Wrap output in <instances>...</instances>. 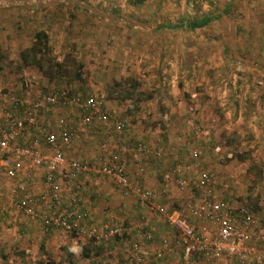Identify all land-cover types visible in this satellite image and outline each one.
<instances>
[{"label": "rangeland", "instance_id": "1", "mask_svg": "<svg viewBox=\"0 0 264 264\" xmlns=\"http://www.w3.org/2000/svg\"><path fill=\"white\" fill-rule=\"evenodd\" d=\"M83 1L85 6L52 5L37 12L18 7L0 10V87L7 91L31 77L39 82L35 88L42 94L64 91L73 96H100L112 119L128 118V145L143 141L160 145L165 152L161 159L164 165L174 157L172 148L185 146L184 160L189 151L198 148L199 163L215 175L212 192L218 198L225 194L233 202L253 207L260 195L264 196V0ZM208 15L212 20L204 27H189L190 21ZM39 31L49 39L40 61L42 70L23 71L18 67L19 54L31 46ZM56 62L62 63L60 80L55 75ZM21 72L25 76L20 77ZM47 85L50 90H41ZM126 91L134 96L132 103L120 100ZM190 108L195 110L193 115L189 114ZM210 120L214 121L211 136L196 131ZM108 124H94L86 129V137L73 145L75 154L82 152L80 160L92 162L102 156L97 155L98 149L101 154L105 149H119L116 145L124 143L125 135L114 133ZM161 134L168 135L170 145ZM94 135H102V141L91 139ZM226 168L238 180L225 192L221 179ZM82 179L89 181L99 200L103 195L101 186L107 181L92 176ZM111 196L119 201L117 205L112 204ZM100 199L101 211L106 215L102 224L125 225L133 218L127 226L143 220L154 224L144 211L137 212L145 208L139 200L127 199L126 203L116 191ZM160 201L167 209L186 213L187 203L199 206L202 197L188 190ZM120 208L123 215L117 217L115 209ZM131 211L137 212L136 216L127 217L125 214ZM1 214L0 264L125 261V240L102 243L97 256L98 247L92 246L88 258H83L82 246L87 241L64 234L46 251V246L39 248L42 237L23 232L29 217L11 222L3 221ZM138 216L144 219L138 220ZM258 216L260 226L256 232H262L264 214L259 212ZM39 223L34 222V226L40 229ZM35 245L40 250L33 257L30 250Z\"/></svg>", "mask_w": 264, "mask_h": 264}, {"label": "built area", "instance_id": "2", "mask_svg": "<svg viewBox=\"0 0 264 264\" xmlns=\"http://www.w3.org/2000/svg\"><path fill=\"white\" fill-rule=\"evenodd\" d=\"M54 107L77 110L82 114L80 122L74 124L68 118H60L54 125L60 133L48 131V128L41 126V120ZM194 112L193 108L189 109L190 115ZM93 122L112 123L116 134H123L129 128L127 119H112L105 109L103 98L97 95L73 96L63 91L32 99L0 93V174L10 181V206H0V212L7 213L11 222H16L23 214L37 220L44 228L54 227L76 239L93 240L99 244L122 235L126 231L122 225L96 222L81 207L82 198L77 187L81 178L103 177L124 197L133 196L141 202L149 201L152 194L142 187L139 179L130 177L127 160L121 154L108 157L105 149V154L92 162L67 159L64 149L74 143L78 134H85L86 127ZM32 129L38 131V138L33 145H23L21 141L24 135ZM213 129L214 121L210 120L206 127L200 125L196 131L211 136ZM38 144L51 151H41ZM121 150L122 154H142L157 160L165 155L163 150L153 149L142 142ZM189 156L198 161V149H192ZM196 168L199 165L183 164L176 165L173 171L165 172L162 190L167 191L171 181L176 182L180 191L205 189L207 194L203 202L199 206L188 205L187 209L191 216L210 224V234H207L206 228L197 230L179 211L171 213L163 206H151L177 233L175 247L184 250L180 264H216L222 260L236 261L238 264H264V230L256 232L253 212L244 205H230L211 192L209 188L215 176L211 171L202 172L200 179L178 177L182 171L191 173ZM34 170L42 172L43 184L39 194H34L33 190L37 180ZM143 174L144 167H141L138 175ZM61 183L66 185L67 194L61 191ZM3 196L4 193L0 191V199ZM147 226L148 222L143 220L138 223L137 229ZM142 237L145 241L150 239L147 233L142 234ZM173 249L168 245L164 248L169 253ZM128 264H153V261L146 260L140 243L134 242L130 247Z\"/></svg>", "mask_w": 264, "mask_h": 264}, {"label": "crops", "instance_id": "3", "mask_svg": "<svg viewBox=\"0 0 264 264\" xmlns=\"http://www.w3.org/2000/svg\"><path fill=\"white\" fill-rule=\"evenodd\" d=\"M18 67L20 69H22L23 71L27 68H30V69L36 68L37 70H42L41 63H40V66L38 68L37 67H30V66H26V67L23 66L21 63L20 54H19V66ZM30 69H29V71H31ZM22 76H25V73L21 72L20 77H22ZM27 76H29V75H27ZM31 82H32V84H31ZM38 84H39V82L35 83L33 78L27 77V78H25V80L21 81V83L17 82V84H16L17 87L16 86L15 87H8L7 91L4 90L5 88L0 87V93H2L3 95H6V94H10V92L13 90L12 93H14V94H12V93L11 94L14 96H17V97H27L28 96V98H32V99L36 98L37 96L52 94L49 92L46 94L40 93L39 92L40 90L35 88V85H38ZM56 87H57V85L52 87V88H56ZM31 88L34 89L35 92L34 91H28ZM50 89H51L50 86L47 85L45 87V89H41V90L47 91ZM42 92H45V91H42ZM81 117H82V114L80 112H78L77 110L74 111V110L69 109L67 107H60V108L54 107V108H50L46 112L45 118L43 117L41 120V126L48 128L47 130L48 131L50 130V132L52 131L55 134H59L60 132L54 126L57 120H59L60 118H68V119H70V121H73V123L76 124V123L80 122ZM94 124L107 125L108 123H95V122H93L91 125L87 126L86 129L87 130L91 129V127ZM108 125H110L112 128V123H109ZM86 134H87L86 132L83 135L78 134V138L74 141V143L69 148L64 149V152H65L67 159L75 160V158H78V160H80L79 158L81 157L82 152H79L78 154L76 153L77 154L76 155L74 153V151H72V148H73V145L75 143H77L82 138H85ZM162 137H164V136H162ZM36 138H38V131H35L34 129H32L29 133L24 135L21 142L23 145H33L34 140ZM92 138H94V140H101L102 141V135H94L91 137V139ZM129 139H130V135L128 134L125 136L124 141H123L124 142L123 144H125V142H127V145H125V146H123V144L122 145H116L117 148H119V149H116V150L113 149V151L107 150L106 155H109L108 157H110L111 155H119V154L123 155L125 157V159L127 160V170H128L130 177H132L133 179H135V178L139 179L142 187H144L148 191L152 192L153 196H155L156 201L159 203L161 202L160 200H166V199H168V197L172 196L174 193H178V191H180L175 181L170 182L169 188L167 189L166 193L163 194V190H162V181H163L162 176H163V174L165 172L173 171V169H175L176 165L192 164V163L199 165V168H196V169H194V171L191 172L192 177L190 176V172H188V171H182L181 173L178 174V177L200 179L202 172L211 171V169L207 168L206 166H204V165L202 166V164H200L199 161L192 160L190 158V156L184 160L185 154L183 155V153H185V152H184V149L182 148L184 146L172 148L171 155L174 154V157H172V160L168 159L167 164H165V165L163 164V162H165V161L161 160L163 157L161 159L157 160L154 157H150V156L142 155V154H139L137 156L131 155V154H122L121 149H124L125 147L128 146V144H129L128 142H130ZM135 143H137V142H135ZM100 144H102V142H100ZM144 144L150 146L151 148L160 146V145H156V144L155 145H153V144L149 145V142H148V144L144 142ZM167 144H169V143H167ZM179 145H181V144H179ZM37 146L41 149V151H43L45 153H48L51 151V150L43 147L41 144H38ZM105 146H106V144H105ZM167 148L169 149V147H167ZM163 151H164V149H163ZM104 154H105V152H103V151L100 154L99 149H98L97 155L103 156ZM164 154H165V152H164ZM182 160H184L185 162H183ZM180 161L182 163H179ZM160 163H162V165ZM170 165L171 166L174 165V166L170 170L165 171V169H168V167ZM141 167H144V174L142 176L141 175L139 176L138 172L140 171ZM226 169L227 170L224 172L222 179H221V184L224 185L225 192L227 191V188L230 189V187H233L235 185V182H237V180H238V179H236L237 176L235 175V173H232L231 170H229L228 168H226ZM33 173H34V176L37 178L36 183L34 185V189H33L34 194H39L41 191L42 184H43L42 172L39 170H34ZM86 180L87 179L81 178V180L79 181V183L77 185V187L79 188V192L82 193V196H83L82 197L83 201L81 202L83 206H81V205L80 206L82 208L86 209L90 213L91 217L96 222H101V221L104 222L106 215L103 214V212L101 211L100 207H101L102 201L100 198H103V200H104L106 198V196L108 194H112L115 191V189L110 184L109 180L105 179L107 181V183H104L101 186V188H102L101 190H103L102 191L103 195H101L99 200H98V195H96V193L94 191H92L93 187L91 186L89 181L87 182ZM62 184H64V183L60 184L61 191L66 193V191L68 189L66 188V185H62ZM171 187H172V189H171ZM175 187L178 189L177 191H176ZM9 190H10V181L3 174H0V191H2L4 193V197H6L4 199H3V197H2V199H0V206H2V204L10 206ZM188 190H190V192H192L191 188L187 189L186 191H188ZM186 191H180V192L184 193ZM196 191H198V197L199 198L202 197V200H204V197L206 196L207 191H205V189H200V190H196ZM89 192H91V193L89 194ZM83 193H84V195H83ZM117 193H119V192H117ZM89 195H91L90 202L88 201ZM119 195L122 196L123 199L125 198L126 203L128 202V200H131V199L138 201L133 196L124 197L120 193H119ZM110 198H114V196H111ZM263 198H264V196L260 195V199L252 207V212L255 215L256 230H257V226H258L257 225L258 213L261 212L264 214V200H263ZM220 199H222V201L227 202L233 206H238V205L243 204L242 202L239 203L236 201H234V202L231 201L228 197L225 196V194L223 195V197H220ZM114 200H115V198L110 200V201H112V204L117 205V203H119V201L115 202ZM131 201H133V200H131ZM97 202H98V204H97ZM140 203H143L145 208L142 207V208L138 209L137 212L142 213V211H144L146 216L149 215L148 217L152 218V222L154 224L149 225V223H148V226L146 228H143V229H137L138 224H135V225L131 224V226H127L128 224L133 222L134 218L128 219L127 220L128 223L126 221L125 225L122 223L118 224V225H122L126 229L125 235L127 234L126 236H128L125 238V241L123 242V243H127L128 247L124 251V253H126L125 256L123 257L125 259V261H122V263L128 264V257H129V253H130L131 244H133L134 242H138L141 245L142 254H144L145 259L146 260H152L153 264H180V258H181V256H183L184 250L178 249L177 247H175V244H176L177 238H178L177 233L175 232V230H173L172 228L169 227V225L167 224L165 219L162 217V215L154 212L155 210H153V208L151 206L149 207L147 205V203L145 204V202L140 201ZM160 204L167 209V207L165 205H163L162 203H160ZM188 205H192V202L191 201L188 202L187 206ZM146 207L149 208V210L152 213L150 211L149 212L146 211ZM121 210H123V209L122 208L115 209V213H118L117 217H119L120 215L121 216L123 215V211H121ZM185 211H188L187 207L184 210V212ZM11 212H13V210H11ZM137 212L131 211V213H127L125 215L127 217L128 216H136ZM184 214L186 215V218L191 222V224H193V226L196 227L197 230L202 231L203 228H206L207 234H210V232L212 231V227L210 226V224L207 221H205L204 219L193 218V217H191V215L188 212H186ZM2 216L7 217V219H9V221H11L10 217H9V215H7V213L1 214V217ZM127 217L124 216L125 219H127ZM117 219H119V218H117ZM137 219L143 220L144 217L138 216ZM34 222H38V221H36L35 219H31V220L27 219V221L24 222L25 225L23 226V229H24L23 232L25 234H30L33 236H34V234L35 235L37 234L38 236H40V238L42 237L41 241H40V245L42 244L43 240H45V239H47V241L48 240L50 241L49 244H51V242L55 243V242H57V238H64V234H66L60 229H51L50 231H47L48 229L42 227L40 225V223L38 222L39 225L41 226L39 229V227L37 228L36 226H34ZM113 224L114 223H108V225H113ZM38 230H40L41 232ZM261 230H264V227ZM144 233H147L150 235V239L148 241H145L144 239H142L143 238L142 234H144ZM70 237H72V236H70ZM49 244H47V246H46V249H45L46 251L48 250ZM165 245H168L169 247H174L173 251L171 253H169L168 251L166 252V250H164ZM67 247L69 248L70 246L67 245ZM39 248H40V246H39ZM38 250H40V249H38V245L33 246V248H31V250H30L31 255L34 257L35 253L38 252ZM61 250H64V248L62 247ZM124 253H123V255H124ZM46 262L48 263V261H46ZM228 263H230V262H227L226 260H222V261H219L217 264H228ZM29 264H45V263L43 261H41V262L29 261ZM114 264H119V263L114 262ZM236 264H238V263L236 262Z\"/></svg>", "mask_w": 264, "mask_h": 264}, {"label": "trees", "instance_id": "4", "mask_svg": "<svg viewBox=\"0 0 264 264\" xmlns=\"http://www.w3.org/2000/svg\"><path fill=\"white\" fill-rule=\"evenodd\" d=\"M63 4H73L74 6H79V5L85 6V3H84L83 0H0V10H2V9L8 10V9H12L13 7H16V8L18 7L19 9H24V10H30V11H33V12L34 11L37 12L39 10L45 9V8H47L49 6H52V5L60 6V5H63ZM211 20H212V17H210L209 15L208 16H204L200 20L198 19V20L190 21L189 22V27L191 29L202 28L205 25H207ZM48 41H49L48 35L44 31H39V32L35 33L34 34V41L31 44V46L29 48L23 50L20 53V59H21L22 65L25 66V67L26 66H30V67H37L38 68L40 66V61L42 60V58L46 54L45 52H46V49H47ZM55 65H56V67L54 69H55L56 79L60 80L61 76H62V74H61L62 63L61 62H56ZM52 94H54V93H52ZM135 98H137V97H135ZM108 99H109V97H108ZM125 99H129L130 103H132L133 99H134V96H132L129 91H126L125 94L122 97H120V100H125ZM126 118L127 117H124V119H126ZM129 128H130V125H129ZM164 131H166V130H164ZM129 133H130V131H128V130H127V132L126 131L123 132V134L125 136L128 135ZM162 136H164L162 140H164L165 143H169V144H166V145L167 146L170 145L171 139L168 137V135L162 134ZM225 144H228V142H226ZM153 149H161V150H163L162 147H154ZM198 152H199L198 161H200L201 152H200L199 149H198ZM175 178L179 179L177 177H175ZM184 178H187V177H184ZM169 185H168V188H169ZM191 190H192L194 195H198V191H196V189L191 188ZM209 190L212 192L211 188H209ZM164 193H166V191L163 192V194ZM151 194H152V192H151ZM202 202H203V200L200 201V204ZM146 203H147V205L149 207L150 206H154V205L162 206L159 202L156 201L155 196H153V194H152L151 199L149 201L145 202V204ZM242 205L247 206V204H245V203L242 204ZM192 206H196V205L192 204ZM247 207L252 211V206L251 207L247 206ZM176 211H178V210H175V209H173V210L170 209L169 210V212H171V213L172 212H176ZM154 212H156V211H154ZM186 212H188V211H186ZM181 213H183V212H181ZM2 214H4V213H2ZM23 216H24V218L26 217L23 214L20 215V217H23ZM183 216L186 217V215L184 213H183ZM191 217H193V216H191ZM193 218H195V217H193ZM1 219H4L3 221H6L7 217L2 216ZM185 219L191 224V222L187 218H185ZM47 229H48L47 231H50L51 229H56V228L47 227ZM126 235H125V232H124L122 235L113 237L109 241H114V243L115 242H117V243L118 242H122L123 240H125ZM72 237L75 238L74 236H72ZM79 241H81V240H79ZM47 244H49V240L48 241H47V239L43 240L42 244L40 245V248L42 250L45 249V246H47ZM92 246L98 247V252L95 254V256H97L99 254V251L102 250V244L94 242L93 240H87L86 244L84 246H82V251L81 252H82L83 258H88Z\"/></svg>", "mask_w": 264, "mask_h": 264}]
</instances>
